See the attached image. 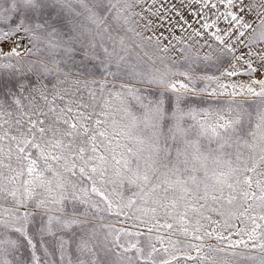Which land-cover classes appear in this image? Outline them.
I'll return each instance as SVG.
<instances>
[{"label": "snow or ice", "instance_id": "1", "mask_svg": "<svg viewBox=\"0 0 264 264\" xmlns=\"http://www.w3.org/2000/svg\"><path fill=\"white\" fill-rule=\"evenodd\" d=\"M5 2L0 21L18 17L37 59L18 68L13 47L3 55L17 64L0 62V264L19 245L11 234L40 264L36 216L61 264L69 234L75 264H264V80L228 91L187 47L145 66L135 49L169 47L136 30L140 0ZM213 236L226 247L206 245Z\"/></svg>", "mask_w": 264, "mask_h": 264}, {"label": "rangeland", "instance_id": "2", "mask_svg": "<svg viewBox=\"0 0 264 264\" xmlns=\"http://www.w3.org/2000/svg\"><path fill=\"white\" fill-rule=\"evenodd\" d=\"M7 6L6 0L5 7ZM133 11L140 13L143 17H135L139 22L136 30L142 32L145 37H153V42L159 38L160 48L169 47L168 52L157 51L150 46H145L143 49H135L143 58L145 66L151 65L152 61L156 60L157 57H174L178 59L181 55L180 49L187 47L190 48L193 56L198 53L201 57V61L196 66L202 74L215 77L227 62L234 60V64L230 68L224 69L222 76L218 77V83L229 85L228 91H232L231 85L233 84L237 85L238 90L240 82L234 79L233 76L226 75V71H237L242 63L250 62L251 68L255 69V71H252L253 73H262V69L252 63L251 52V56L236 55L235 53L264 42V40L260 39V20L264 18V0H232L231 4L228 3V0H140L139 3L135 4ZM233 15L237 17L240 23H237V20H233ZM149 20L152 21V24L148 30H145L143 26ZM18 22V17L15 14L11 21H0V33L10 34L6 39H0V62L17 64L18 58L16 56L6 59L3 55L15 47L20 53L19 59L21 63L17 64V67L20 68L26 66L28 60L37 59V56L25 55L26 49L31 47L29 44L30 37L23 30L14 31ZM243 23L251 24L252 27L244 29L241 26ZM241 31L244 32L242 37L239 36ZM217 36L223 38V44L216 39ZM241 41L243 42L241 43ZM136 42L139 43L140 41L137 39ZM225 45H230L231 49L225 48ZM222 48L224 49L223 53L220 52ZM209 53L212 54L213 59L211 61H203V57ZM217 56L220 57L219 60L216 59ZM238 57L242 58L237 59ZM156 66H159L158 60ZM8 80L9 77L6 74L0 73V86ZM12 83H15V78L12 79ZM248 85L253 87L256 86V83L250 81ZM211 87H217V84L213 83ZM224 98L226 97L221 99ZM251 101L253 100H249L250 103ZM203 106L207 107V104ZM254 107L255 105H253ZM111 219L115 220L114 217ZM40 222L41 217L36 216L29 225L30 231L34 232L33 243L36 244L35 252L40 258V264H61L57 238L45 235L42 239L40 234L35 232ZM127 226H131L130 221ZM237 226L242 227L243 225L238 224ZM232 231L235 233V229ZM11 235L14 239L18 238L20 242L17 248L7 254V259L11 261V264H33V249L28 245L27 241L23 237H19V234ZM223 235L228 236V232L224 231ZM240 238L235 234L230 237L232 240ZM246 238L244 237V239ZM65 239L69 240L70 243L66 246L63 264H68L69 258L75 264L79 256L76 249V240L70 234L65 235ZM205 243L206 245L217 247H226L227 245V241L220 243L215 236L207 239ZM45 249H47V254ZM237 250L251 255L259 254L258 249H244L242 246ZM205 251H207V248ZM188 264H192V262H188Z\"/></svg>", "mask_w": 264, "mask_h": 264}, {"label": "crops", "instance_id": "3", "mask_svg": "<svg viewBox=\"0 0 264 264\" xmlns=\"http://www.w3.org/2000/svg\"><path fill=\"white\" fill-rule=\"evenodd\" d=\"M250 52L252 53V63H254V65H256L257 67H260L262 69V73L261 74L253 73L252 71H250L247 62L242 63L239 70L236 71L237 75L233 76L234 79L240 82L239 86L244 85L245 87H247L249 86L248 84H250V81L264 80V59H262V57H264V42L258 43L257 45L252 46L248 49L241 50L240 52H237L235 54L236 55L242 54L244 56H249ZM232 64H234V60H230L229 62H227L222 68V70L215 75V77H221L224 69L230 68ZM253 88L259 91V84H256V86H253ZM238 90H239V87H238ZM258 98L259 97H249L248 99L257 100Z\"/></svg>", "mask_w": 264, "mask_h": 264}]
</instances>
